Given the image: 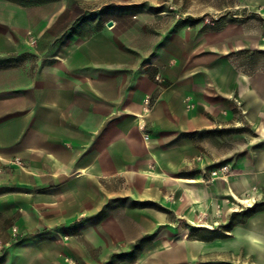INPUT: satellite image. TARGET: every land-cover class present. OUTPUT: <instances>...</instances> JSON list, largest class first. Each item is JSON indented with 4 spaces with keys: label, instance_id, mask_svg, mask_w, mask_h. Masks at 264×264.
<instances>
[{
    "label": "crops",
    "instance_id": "obj_1",
    "mask_svg": "<svg viewBox=\"0 0 264 264\" xmlns=\"http://www.w3.org/2000/svg\"><path fill=\"white\" fill-rule=\"evenodd\" d=\"M240 3L263 34L264 0ZM45 5L0 0V188L11 171L15 185L0 189V264H264V206L205 231L174 198L198 209L254 188L264 201V65L230 56L252 47L247 31L227 23V60L194 57L195 35L142 62L100 30L40 36L26 12ZM227 124L252 140L228 176L202 182L194 139ZM14 213L24 236L10 244Z\"/></svg>",
    "mask_w": 264,
    "mask_h": 264
},
{
    "label": "rangeland",
    "instance_id": "obj_2",
    "mask_svg": "<svg viewBox=\"0 0 264 264\" xmlns=\"http://www.w3.org/2000/svg\"><path fill=\"white\" fill-rule=\"evenodd\" d=\"M27 2L30 0H17ZM45 5L37 12L27 11L29 18L36 13L41 27V35L55 36L57 41L64 35L88 36L100 30L105 35L113 37L125 50L142 62L147 61L159 44H169L173 37L183 36L186 40L191 36H202L199 39L200 50L192 53L199 56L216 55V59L227 60V23L241 26L248 33L249 45L252 47L247 53L239 50L230 53L236 65L246 70H254L264 65V32L255 35L261 30L262 20L256 16L253 9L242 7L240 0H39ZM56 8V17L48 23L51 10ZM223 15L222 17H219ZM108 21H112L108 25ZM48 24V25H47ZM26 34L32 36V32ZM235 35V34H233ZM57 45H61L57 43ZM237 127L227 124L225 127H216L204 130L194 139L199 150L197 160L204 163L209 169L205 170L204 182L209 180V172L227 165L226 176L231 172L233 162L239 157L241 148L250 143L252 134L248 135ZM16 162V160H14ZM203 162V161H202ZM209 170V171H208ZM14 171L9 175L14 176ZM8 178L7 186L1 187L2 191L15 190V185ZM221 174L213 179L222 178ZM24 189V188H23ZM20 188V190H23ZM229 190V189H228ZM256 189H251L243 196L246 202H238L230 193L227 198L221 197L210 206L202 203L201 208L195 209L186 202L184 195L176 194L174 198L180 199L177 209L189 211L190 218L181 219L184 225L203 227L209 224L210 228H221L230 220L237 221L242 218L236 212L245 210L254 205L264 206L254 196ZM183 196V198H182ZM186 198V197H185ZM217 199V198H216ZM234 199V200H233ZM248 199V200H247ZM182 201V202H181ZM258 202V203H257ZM225 205V206H223ZM202 209V210H199ZM17 213L8 218V224L13 234L9 243H13L24 236L15 224ZM19 232V233H18Z\"/></svg>",
    "mask_w": 264,
    "mask_h": 264
},
{
    "label": "trees",
    "instance_id": "obj_3",
    "mask_svg": "<svg viewBox=\"0 0 264 264\" xmlns=\"http://www.w3.org/2000/svg\"><path fill=\"white\" fill-rule=\"evenodd\" d=\"M222 16L223 15H220L219 17H222ZM258 205H260V204H257V207H256V205H254V206L247 208L245 210H241L240 212H236L235 215H240V216H242V218L240 220H237V221L230 220L226 224L222 225L221 229L227 230V231L230 230L234 224L242 221L246 216H248L250 213H252L256 209L261 208V207H258ZM200 230L213 231V229H208V228H203V229L200 228ZM197 232H198V230H193L190 232V234H196ZM222 235H225V234H222Z\"/></svg>",
    "mask_w": 264,
    "mask_h": 264
},
{
    "label": "built area",
    "instance_id": "obj_4",
    "mask_svg": "<svg viewBox=\"0 0 264 264\" xmlns=\"http://www.w3.org/2000/svg\"><path fill=\"white\" fill-rule=\"evenodd\" d=\"M155 79H156L157 81H160L159 76H156ZM149 102H150V99H149L148 97L145 98V100H144V105H145V106L149 105ZM186 106H187V107H190L191 104H190V103H187ZM141 127H142V128L144 127V123L141 124ZM144 137H147V136H144ZM227 170H228L227 165H223V166H221L220 168H218L217 170H212V171L209 172L208 179H209V180H212L213 177H215V175H217L218 173L221 174L220 177L224 178V177L226 176V174H227Z\"/></svg>",
    "mask_w": 264,
    "mask_h": 264
},
{
    "label": "bare ground",
    "instance_id": "obj_5",
    "mask_svg": "<svg viewBox=\"0 0 264 264\" xmlns=\"http://www.w3.org/2000/svg\"><path fill=\"white\" fill-rule=\"evenodd\" d=\"M231 189V188H230ZM232 191L234 190V189H231ZM236 192V191H235ZM237 193V192H236ZM238 194V193H237ZM237 194H235L234 192H232V197L233 198H235L238 202H246V200H244V199H242V198H240L239 196H237ZM234 200V199H233ZM248 200V199H247Z\"/></svg>",
    "mask_w": 264,
    "mask_h": 264
},
{
    "label": "water",
    "instance_id": "obj_6",
    "mask_svg": "<svg viewBox=\"0 0 264 264\" xmlns=\"http://www.w3.org/2000/svg\"><path fill=\"white\" fill-rule=\"evenodd\" d=\"M112 21H108V25H111Z\"/></svg>",
    "mask_w": 264,
    "mask_h": 264
}]
</instances>
